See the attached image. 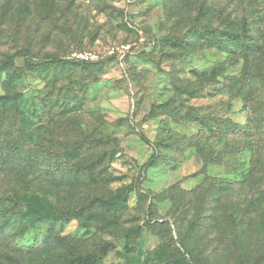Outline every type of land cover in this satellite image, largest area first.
<instances>
[{"label": "rangeland", "instance_id": "1", "mask_svg": "<svg viewBox=\"0 0 264 264\" xmlns=\"http://www.w3.org/2000/svg\"><path fill=\"white\" fill-rule=\"evenodd\" d=\"M263 10L0 0V264H264Z\"/></svg>", "mask_w": 264, "mask_h": 264}, {"label": "trees", "instance_id": "2", "mask_svg": "<svg viewBox=\"0 0 264 264\" xmlns=\"http://www.w3.org/2000/svg\"><path fill=\"white\" fill-rule=\"evenodd\" d=\"M264 11V10H263ZM261 13H264L261 11ZM238 38V37H237ZM252 48V49H251ZM244 56H243V59L244 61H246V70H244V73L242 75V78H243V81L245 82L247 80V77L249 75V73L247 72V65L249 64V56L250 53L252 54H256V50L252 47L251 43H250V40L245 44V47H244ZM247 99V98H246ZM236 130L240 131L239 128L235 127ZM245 133H248L249 136H252L251 134L253 133V129H252V124L251 122L248 123V125L245 127V129L243 130ZM242 131V132H243ZM207 164V163H206ZM153 166L152 164L149 166L151 167ZM94 257H85V258H77L75 260H73L71 263L69 264H91L93 263L94 261Z\"/></svg>", "mask_w": 264, "mask_h": 264}, {"label": "built area", "instance_id": "3", "mask_svg": "<svg viewBox=\"0 0 264 264\" xmlns=\"http://www.w3.org/2000/svg\"><path fill=\"white\" fill-rule=\"evenodd\" d=\"M127 47L125 46H121V48L117 49V51L120 53V54H125V52L127 51ZM77 59L79 60H82V61H86V62H92L94 61L97 57L93 54H79V55H76L75 56Z\"/></svg>", "mask_w": 264, "mask_h": 264}]
</instances>
